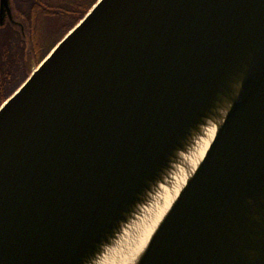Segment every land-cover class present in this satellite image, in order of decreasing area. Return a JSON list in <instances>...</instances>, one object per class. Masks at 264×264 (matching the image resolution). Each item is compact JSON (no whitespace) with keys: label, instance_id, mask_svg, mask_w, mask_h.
<instances>
[{"label":"water","instance_id":"95a60500","mask_svg":"<svg viewBox=\"0 0 264 264\" xmlns=\"http://www.w3.org/2000/svg\"><path fill=\"white\" fill-rule=\"evenodd\" d=\"M0 264H264V0H98L0 106Z\"/></svg>","mask_w":264,"mask_h":264},{"label":"trees","instance_id":"16d2710c","mask_svg":"<svg viewBox=\"0 0 264 264\" xmlns=\"http://www.w3.org/2000/svg\"><path fill=\"white\" fill-rule=\"evenodd\" d=\"M97 1L22 0L25 31L15 26L0 30V106Z\"/></svg>","mask_w":264,"mask_h":264},{"label":"flooded vegetation","instance_id":"af4514ba","mask_svg":"<svg viewBox=\"0 0 264 264\" xmlns=\"http://www.w3.org/2000/svg\"><path fill=\"white\" fill-rule=\"evenodd\" d=\"M22 0H0V30L15 26L25 31L21 21Z\"/></svg>","mask_w":264,"mask_h":264},{"label":"rangeland","instance_id":"374dc122","mask_svg":"<svg viewBox=\"0 0 264 264\" xmlns=\"http://www.w3.org/2000/svg\"><path fill=\"white\" fill-rule=\"evenodd\" d=\"M60 30H61V29H60ZM55 34H56V36H57L59 33H58V34L55 33ZM56 36H55V37H56ZM55 37H53V38L51 39V41L48 42L47 47H50V44L53 43V42L55 41V39H56Z\"/></svg>","mask_w":264,"mask_h":264}]
</instances>
